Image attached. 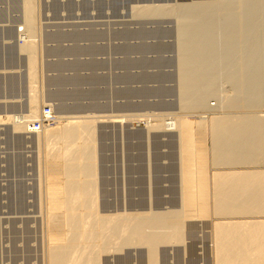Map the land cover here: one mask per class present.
Segmentation results:
<instances>
[{
	"label": "rangeland",
	"instance_id": "1",
	"mask_svg": "<svg viewBox=\"0 0 264 264\" xmlns=\"http://www.w3.org/2000/svg\"><path fill=\"white\" fill-rule=\"evenodd\" d=\"M26 1L0 0V264H48L43 170L46 160L60 145L53 136L54 139L51 136L40 138L43 122L41 131L28 130L33 129L36 121L44 119L43 112L47 107L53 111L51 121H93L98 217L127 221L129 217L149 215L150 218L164 212L179 215L184 209L182 200H179L183 188L180 180L186 171L180 167L182 161H179L185 157H180L178 132L165 133L163 124L189 113L181 95L184 85L181 66L186 54L183 41L188 38L202 42L206 32L216 35L217 45L207 53L211 56L210 65L213 67L207 75L218 78L216 86L221 94L229 95L236 91L232 90L237 89L235 84L228 80L230 77H226L236 72L237 68L241 71L245 66L246 72H242L241 76L245 81V85L242 83L245 86L243 90L248 89L247 92L252 86V79L264 69V0H248L252 1L249 5L251 10L259 8L252 14L248 5L241 7L243 0H220L219 3L215 0L211 9L207 8L209 10L201 0H32L36 6L32 30L24 25ZM232 20L238 27L234 31H238L237 35L234 33L236 36L227 33L226 28ZM245 22L253 24L254 31L251 32L254 35L251 32H245L247 35L240 33ZM230 41L235 48L229 61L233 66L222 58L224 47ZM25 42L35 44L31 56L20 47ZM198 52L196 50L193 54L198 55ZM240 56H243L242 63ZM32 58L34 69H39L34 79L37 84L29 76L28 66ZM250 63L254 65L251 67ZM229 68H232L231 71ZM200 73V76L203 75ZM250 74L254 76L252 79ZM201 85L202 94L199 92L198 97L206 96L203 98L209 102L190 112L203 121L199 126L206 135L204 153L209 157L204 156V169L208 170L223 167V164H213L214 156L221 150H217L219 147L216 149L213 143L212 125L215 123L212 121L215 116L221 118L231 112L235 118L247 113L245 116L261 115L264 119V105L247 106V109L246 106L230 107L229 112L225 107L222 111L217 107V94L207 90L206 85ZM35 91L40 113L39 117L32 118L29 117L30 96ZM208 104L212 108L209 109ZM184 108H188L187 112ZM17 119L27 123L28 129H15ZM154 124L158 127L150 129L149 125ZM239 125L232 126L238 128ZM148 130L151 132L148 133ZM263 149L264 145L258 156L257 153L251 154L254 158L260 156L259 162L251 163L252 166L264 165ZM244 162L239 161L235 166L250 165ZM208 195L206 193L204 203L208 212L201 216L183 217V239L160 243L157 263L207 264L206 257L195 253L200 249L202 217L210 212L217 214L214 204L209 207ZM147 253L148 247L144 244L126 245L121 250L100 253L99 264H147Z\"/></svg>",
	"mask_w": 264,
	"mask_h": 264
},
{
	"label": "bare ground",
	"instance_id": "2",
	"mask_svg": "<svg viewBox=\"0 0 264 264\" xmlns=\"http://www.w3.org/2000/svg\"><path fill=\"white\" fill-rule=\"evenodd\" d=\"M214 1L215 0H201V3L203 2L202 4L206 8V10H209L214 5L213 4ZM237 1H239V0H237ZM243 1H242V3L239 2V3H241V7H243V5L249 6L250 3L252 2V1L249 2L248 0L247 1L245 0V2H243ZM219 2H221V1L218 0V3ZM226 2H228V1H226ZM230 2H232V1H230ZM25 4H26L25 5L26 6L25 7L26 8L25 9L26 10V13H25L26 14V21H25L26 23L24 25H26L27 29L32 30V28L34 27V22H35L34 13L36 10V6L32 3V0H27L25 2ZM194 5H196V4H194ZM216 5L217 4H215V6ZM235 5H236V7L238 6L237 4H235ZM204 7H203V11L205 10ZM253 7H255V6H253ZM259 7H261V6L259 5ZM207 8H209V9H207ZM249 8H250V6H249ZM245 9H246V7H245ZM245 9H244V11H245ZM251 9L252 8H250V10H249L250 12L253 11V12H251V14L254 13L255 11L258 12V10H259V8H258V10L254 9V8H253V10H251ZM141 11H142V9H141ZM249 11H247V12H249ZM249 15H250V13H249ZM197 17H199V16H197ZM247 22L249 23L248 20H247ZM247 22L243 23L246 25H243L241 23L243 25L242 26L243 28L239 27V28H241V30H239L240 33L242 32V33L247 35V33H245V32H251V30L254 31L252 29V28H254V27H252L253 24L250 25V24H247ZM184 23H185V21H184ZM200 23H202V22H200ZM217 23H218V21H217ZM200 27H201V25H200ZM262 27H263V25H262ZM262 27H261V29H262ZM237 28L238 27L236 26V23L233 22V20H232L226 28L228 35L229 34L235 35L236 32H238V31L234 32L235 29H237ZM189 30H191V29H189ZM200 31H201V29H200ZM263 34H264V32H263ZM263 34H262V36L264 37ZM199 35H201V34L199 33ZM203 36H204V39L202 42L201 41L197 42L198 39L196 41L193 39L187 40L188 38L185 39V41H183L184 42V49H185L184 54H185V52H186V54L183 57L182 66H181L182 67V77H183L182 79L184 82L181 95L183 96L182 98L185 100V101L183 100L182 102H184V103L186 102L185 103L186 107L189 108V111H188L189 113H187L185 115H179L178 117H174L175 118L174 120L171 119L170 122L168 121L169 123L165 122L163 124V127H164L163 131L165 133H168L171 131H174V132L176 131V133L178 132V141H179L178 142L179 143L178 149L180 147L179 150L181 152L180 154L182 155V156L180 155V157H181V159H182V157H185L184 158L185 161L184 160L179 161V162L182 161L180 167L183 170H186L185 173L181 172L182 173V175H181L182 180H180V181L183 184V188L180 187L181 191H182V192H180V193H182V197H180L179 200H182L181 202L183 204L184 209L181 208L182 205H180V208L183 209V211L181 210V213H178L179 215H176L175 211L173 212V214H175V215H172V213L170 214V212L169 213L164 212V213L157 214L154 216L152 215V217H150V218H148L149 215L145 216L147 218H145L143 216L141 217V216L136 215L137 217H134V218L129 217L130 219L127 217L128 218L127 221H125V219H123L124 221H122V219H120L121 221H119L118 220L119 218L117 219V218H110L109 217V218L103 219V218L98 217V215H97V201H96V194H97L96 191H98L97 190V173H96L97 165H96V157H95V152H94V146L95 145H94V135H93V121H89V120L87 121V119H86V121L85 120L80 121L81 119L78 120V118H77L78 121H67V122L66 121L65 122L64 121L58 122L57 119H56V121H51L50 119H43L42 120L44 127H43L42 133H39L40 138L43 136H44V138H48L50 136L51 137L53 136L56 138V140H55L52 137L54 139V141L58 140L57 142L60 145V147H58V150H56L55 152L53 151L54 153L53 154L51 153L52 154L51 157L50 158L48 157L49 159L46 160L47 162L45 163V167L43 170L44 174H45V178L44 179L42 178L43 179V182H42L43 196H44L43 201H44L45 210H46V226H47V229H46L47 238L46 239H48L47 240V242H48V244H47L48 245V250H47L48 251V258H47L48 264H99L100 253H102L104 251H110L112 249L113 250H121L124 246H126V245L132 246V244L133 245L134 244L146 245L148 247V253H147L148 255H146L147 264H159V263H157V261H158L157 260L158 245L160 243H165V242L167 243V242L173 241L174 239H176L178 241L182 238V234H183L182 230L184 229L183 228L184 222H182V218L185 216H186V218H189V217L195 216V215L201 216V215H204L208 212V211H206L207 210L206 205L204 204L205 199H207L206 193H208V190H207L208 178L206 177L208 175L206 174L207 170L204 169V167H205L204 156H206L204 153V146H206V145H204V143H205L204 142L205 131L203 130L202 126H199L203 122L202 119H198V118H196L195 115L192 114L195 111V110L193 111V109H195L196 107L198 108V106L200 107V105H202V104L204 107V104H206V101H207V98H205L206 100L203 98L206 96L201 95L202 94V91H200V89L202 88L201 84H204L203 86L206 85L205 88L208 87L207 90H210V92L217 94L216 95L218 98V106L217 107L221 110L222 109L224 110L225 107H227L226 110H228L230 107H236V106H243V107L246 106V109H247V106L257 107L260 104L264 105V104H262L264 101V69L263 70L261 69V71L255 75V76H258V77H255V79H252V77H254V76H252V74H250L251 79L253 81L250 80V78H249V80L252 81V83H251L252 86L247 85V86L251 87V88L246 87V88L250 89L249 92H247L248 89L243 90V88L245 86H243L242 83L244 84L245 81H243L244 78L241 76L242 72L244 73V71L246 70V69H244L245 66H242L243 70H241V71L239 70V68H237L239 70L238 71L234 67L236 69V72H234V70H233L234 73H232L231 76L229 75L226 78L228 79L230 77L228 80L230 82L232 81L231 83L235 84L234 88L236 87L238 90L232 89L233 91L236 90L235 92H233V94L231 93L232 91L231 92L228 91L231 93L229 95H226V93L221 94L222 92L220 93V90H218L217 86H216V84L218 83V81H217L218 78L216 79L215 77L207 75V72L211 71L210 69L213 68L210 65V64H212L210 61L211 56H208L207 53H208L209 49H212V47L217 45L216 39H215L217 37L215 34L207 33V32H206V35H203ZM200 39H201V37L199 38V40ZM246 39H244V40H246ZM229 40H230V36H229ZM224 42H226V41H224ZM259 42H262V41H259ZM255 43H258V42H255ZM230 44H231V41H230V43L227 42V44L224 47V51H223L224 55H222V58L224 57L223 59L227 60L226 63H228V64L230 63L229 62L230 59H232V53H233V50L235 49V48L234 49L232 48L233 43H232V45H230ZM249 44H252V42H250ZM260 44H262V43H260ZM234 46H235V44H234ZM250 46H249V48H251V47L254 48L253 44L251 47ZM262 46H264V44ZM20 47H21L22 51L24 50L25 52H28L30 56L32 54H34V51H35V44L34 43L25 42V43H22V45ZM198 48H200V49H198ZM196 50L199 52L202 50L203 52L202 53L200 52L201 54H199V52H198V55L193 54V53H195ZM243 50H245V49H243ZM235 52H236V50H235ZM240 57H241V60L239 58H238V60H240V62L242 63V57L243 56H240ZM219 58H221V57H219ZM251 59H253V57ZM254 59H256V57ZM34 60H35V58H34ZM262 60L264 62V54H263ZM35 61H37V60H35ZM252 63H250V64H252ZM29 65H30V66H28V67H30L29 68V73H30L29 76H31L30 80L34 82L35 76H37V74L39 73L37 71L38 73L36 74V70H39V69H37V67H36V70L34 69L35 66H34L33 58L30 59ZM231 65L233 66V63ZM234 65H235V63H234ZM244 65H246V64H244ZM253 65L254 64H252L251 67ZM250 68H249V70H250ZM178 69L180 70V67ZM231 69H230V71H231ZM253 69H254V67H253ZM259 70L260 69H257L256 71H259ZM200 72H202L203 75L200 76V74H201ZM227 72H229V70ZM205 73H206V76H204ZM226 75H228V73ZM31 84H30V88L31 87L33 88L34 85L32 84L33 86H31ZM35 84H37V83H35ZM181 85H182V83H181ZM239 86H241V87H239ZM33 91H34V89H33ZM204 91H205V89H204ZM199 92H201L200 95H201V97L203 96L202 98H199L200 96L198 97ZM34 93H36V91L32 93V96H30V101H31L30 103L32 105H31V115L29 117L37 118V117H39L38 113H40L39 112V110H40L39 109L40 108L39 107V98ZM207 93L209 94V92H207ZM180 96H179V98H180ZM207 102H209V101H207ZM184 103H182V104H184ZM182 106L185 107L184 105H182ZM210 106L211 105L208 104L209 109L212 108ZM186 110L184 108V111H186ZM190 110L193 112H190ZM215 110H217V109H215ZM184 111H182V112L184 113ZM229 111H231V110H228V112ZM179 113H180V111H179ZM225 114L230 115L231 112H230V114H228V113H225ZM225 114H223V115H225ZM245 114H247V113H244V116L242 114V116H240V117H239V115L238 116L236 115V118H235V116L233 117L232 114H231V116H225V117L223 115L222 116L220 115L221 118L219 116H218L219 118L217 116H215L216 118L213 119L212 122L215 123V125H212V126H214V129H212L213 127L211 126L212 127L211 129L214 132V134H213L214 138L213 139L215 140V141H213V143L215 142L214 145H216V149H217V146L219 147L217 150L221 149L218 151V154L216 155V157L214 156L215 159L213 161V164H214V162H215V164H218V165L223 164V167H224V165H226V164L235 166L239 161H240V163H243L244 161H246L244 163L245 164L249 163L250 165H251V163L259 162L258 160H259L260 156L257 157L258 158L257 159L256 157L254 158V156L252 157V155H255L257 153V156H258L262 152L261 150H262V147L264 144H263V140H262L263 130H262L261 124L263 125L264 119H262L261 115H260V117H261L260 118V117H256V116L253 117V115L252 116L251 115L245 116ZM27 117H28V115H27ZM77 117H79V116H77ZM80 117H82V116H80ZM166 117H167V115H166ZM26 119H28V118H26ZM58 120H60V119H58ZM239 123H240V125L241 124H248V125L240 126ZM26 124H24V121L17 119L15 121V129L25 128L27 130L28 127ZM231 124L232 125L235 124L236 126L239 125V127L238 128L234 127ZM149 126H150V129H153V130H154V128L158 127V125H156V124L149 125ZM28 130L34 131L35 129L33 128V129H28ZM150 132L151 131L148 130V133H150ZM38 137H39V135H38ZM161 141H162V139H161ZM220 146L221 147L227 146V147L226 148L223 147V149H222V148H220ZM212 149H214V148H212ZM127 150H129V149H127ZM214 154H216V152ZM247 154H249L248 156H250L251 154L252 155L250 157H248V156H246ZM236 155L238 157H236ZM208 157H209V155H208ZM208 157H207V159H208ZM239 158L241 160H239ZM46 159H47V157H46ZM212 160H213V158H212ZM155 163H156V161H155ZM180 171H181V169H180ZM214 179H215L214 183H216V181H217V184H218V181H219L218 178L215 177ZM180 186H182V185L180 184ZM214 192H216V194H215L216 196L213 197V199L215 198V200H214V206L213 205L212 206L215 209L217 216H218V214L224 215L226 213H228V214L231 213V215H232V213H239V212L241 213V211H242L241 206L243 203L242 204L240 203L241 205L235 204L233 206H229V205L225 206L226 204H223L224 202L219 203L218 198H220L221 195H220V193L217 194V192H218L217 189ZM238 192H239V190H237L236 193H238ZM241 193L243 194V192H241ZM256 193L258 194V192H256ZM221 194H223V193H221ZM230 194H232V191L227 193L226 194L227 196L225 195L226 198H224L225 197L224 195H223V198L222 197L221 198L224 199V201H225V199L227 200V197L230 196ZM242 194L239 196V198H241V196H243ZM244 194H245V192H244ZM151 196L152 195H150V197ZM222 199L220 201H222ZM242 199H243V197H242ZM227 204H229V203H227ZM209 207L211 208V205H209ZM177 218H180L181 221H178L179 219H177ZM119 264H120V262H119Z\"/></svg>",
	"mask_w": 264,
	"mask_h": 264
},
{
	"label": "crops",
	"instance_id": "3",
	"mask_svg": "<svg viewBox=\"0 0 264 264\" xmlns=\"http://www.w3.org/2000/svg\"><path fill=\"white\" fill-rule=\"evenodd\" d=\"M225 166L207 170L209 205L214 204L217 189L221 195L219 203L224 202L225 206L243 203L242 211L218 216L210 212L203 216L200 249L195 255L206 257L207 264H264V165ZM215 177L218 184L214 183ZM229 190L234 194L224 201L223 195Z\"/></svg>",
	"mask_w": 264,
	"mask_h": 264
},
{
	"label": "built area",
	"instance_id": "4",
	"mask_svg": "<svg viewBox=\"0 0 264 264\" xmlns=\"http://www.w3.org/2000/svg\"><path fill=\"white\" fill-rule=\"evenodd\" d=\"M43 118L44 119H50L53 117V111L51 107H47L43 112ZM35 131H39L42 128V120H38L35 122V124L32 126Z\"/></svg>",
	"mask_w": 264,
	"mask_h": 264
}]
</instances>
